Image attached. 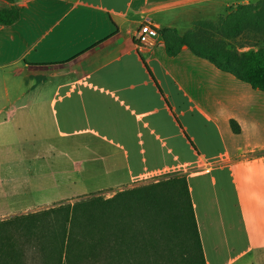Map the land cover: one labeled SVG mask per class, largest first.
<instances>
[{"label":"crops","instance_id":"crops-1","mask_svg":"<svg viewBox=\"0 0 264 264\" xmlns=\"http://www.w3.org/2000/svg\"><path fill=\"white\" fill-rule=\"evenodd\" d=\"M260 1L20 0L19 22L0 26V220L84 196L74 175L105 178L102 193L180 172L207 264H253L264 93L187 47L169 56L162 35L136 36L146 22L185 35ZM56 174L65 196L45 194Z\"/></svg>","mask_w":264,"mask_h":264},{"label":"trees","instance_id":"trees-1","mask_svg":"<svg viewBox=\"0 0 264 264\" xmlns=\"http://www.w3.org/2000/svg\"><path fill=\"white\" fill-rule=\"evenodd\" d=\"M20 18L18 5L0 8V26ZM161 35L169 56L187 47L264 93V0L239 6L219 22H198L185 35L171 29ZM247 35L257 40L258 51L241 53L230 44ZM231 127L242 133L237 121ZM37 248L45 264H207L188 176L180 172L111 198L94 193L0 220V264H25Z\"/></svg>","mask_w":264,"mask_h":264},{"label":"rangeland","instance_id":"rangeland-1","mask_svg":"<svg viewBox=\"0 0 264 264\" xmlns=\"http://www.w3.org/2000/svg\"><path fill=\"white\" fill-rule=\"evenodd\" d=\"M19 2H20V0H11V1L0 0V8L12 7L13 5L19 6ZM256 42H257V40L254 39L252 35H247V36H244V38H242L240 40L232 41L230 44L232 45L233 48L237 49L238 51H239V49H241L242 51H249L252 49L253 50L258 49V47H255L257 45ZM102 146L103 145H101V144L93 145V147H99V148H101ZM90 148H92V146L87 145L86 150H90ZM112 150H114L112 147L104 145L102 151L110 152ZM165 175L166 174L159 176V177H156V178H153L151 180H148L147 183L154 181L156 179H160V178L164 177ZM60 177H61V175H58V174L55 175V178L57 180V182H56L57 184H50L49 190H47V192H45L46 195H49V196H56V195L65 196V195H67L66 191L68 190V188L66 186L58 183V180L60 179ZM103 179H105V178H103ZM103 179L99 178L96 181L95 180L94 181H91V180L81 181L80 177H78L77 175H74L73 186L75 184H77L79 186V188L81 190H83L82 192L78 193L80 195H84L81 197L90 196V195L94 194V190L96 189L95 188L96 184L101 183ZM141 183H146V181L141 182ZM99 187H101V186H99ZM118 191L119 190H116V191L111 190V191L102 192V194L106 198H111ZM58 193H60V194H58ZM41 196H43V193H39L37 197H41ZM75 199H73V200H75ZM70 201H72V200H70ZM51 207H53V205H49V206H45V207H38L36 209L31 210L29 213L37 212V211L47 209V208H51ZM250 229H251V234L253 237L255 247H254V251L251 252L250 255H248V259L255 261L253 264H264V256L262 255V254H264V229L262 228V226L260 225V223L257 220H252V222L250 224ZM251 234L249 233L250 236H251ZM34 243H35L34 240H30V244H31L32 248L36 247V244H34ZM248 246L250 247V241L248 242ZM225 261H226V258H222L219 261V263H224ZM25 264H45L44 257L42 255V253L38 250V248L35 249V251L33 250V251H30L28 253V256L25 259ZM83 264H105V263L104 262L103 263L102 262L101 263L86 262Z\"/></svg>","mask_w":264,"mask_h":264},{"label":"built area","instance_id":"built-area-1","mask_svg":"<svg viewBox=\"0 0 264 264\" xmlns=\"http://www.w3.org/2000/svg\"><path fill=\"white\" fill-rule=\"evenodd\" d=\"M161 37L159 28L152 23H144L137 32L136 39L139 43L152 46Z\"/></svg>","mask_w":264,"mask_h":264}]
</instances>
